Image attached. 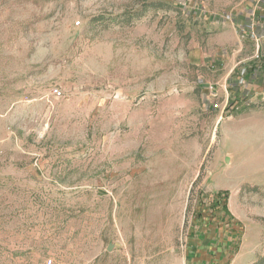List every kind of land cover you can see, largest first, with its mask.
Segmentation results:
<instances>
[{
  "label": "rangeland",
  "instance_id": "374dc122",
  "mask_svg": "<svg viewBox=\"0 0 264 264\" xmlns=\"http://www.w3.org/2000/svg\"><path fill=\"white\" fill-rule=\"evenodd\" d=\"M195 214L264 264V0H0V264H182Z\"/></svg>",
  "mask_w": 264,
  "mask_h": 264
},
{
  "label": "crops",
  "instance_id": "0c3cea01",
  "mask_svg": "<svg viewBox=\"0 0 264 264\" xmlns=\"http://www.w3.org/2000/svg\"><path fill=\"white\" fill-rule=\"evenodd\" d=\"M197 216L195 214L189 220L191 232L182 264H220L225 255L234 250L236 232L225 226H213L215 218L211 214L209 219Z\"/></svg>",
  "mask_w": 264,
  "mask_h": 264
},
{
  "label": "built area",
  "instance_id": "2783aa9c",
  "mask_svg": "<svg viewBox=\"0 0 264 264\" xmlns=\"http://www.w3.org/2000/svg\"><path fill=\"white\" fill-rule=\"evenodd\" d=\"M253 29V28H252ZM256 40L258 41L259 40V37L258 36H256ZM262 58H263V54H262V50L261 49H258L257 51H256V54H254L253 56H252V60L256 63V64H254V66H253V68H254V71H255V69L256 68H262L263 67V64L261 63V61H262ZM244 69H248V68H246V67H244ZM245 71V70H244ZM247 73H248V71H246ZM257 74H258V72L256 73V72H254L253 73V75L254 76H257ZM239 84H242V85H244V86H246V81H245V77L243 76V73H242V77L240 78V80H239ZM209 89H210V96L208 97V99L211 101V100H213V98L215 97V95H217L216 94V92H215V88H214V86L213 85H211L210 87H209ZM229 92V91H228ZM227 92V94L225 95V97H224V101H226V106H227V108L229 109V108H231V109H233L234 107H236V104H237V102L238 101H236L234 104H232L231 105V103L229 102V94L230 93H228ZM53 93L56 95V96H61L62 95V91L60 90V89H54L53 90ZM234 101H235V99L236 100H239L238 98H232ZM211 105H212V107L214 108V109H218V108H225L226 106L224 105V103H220V102H215V103H212L211 102Z\"/></svg>",
  "mask_w": 264,
  "mask_h": 264
},
{
  "label": "water",
  "instance_id": "95a60500",
  "mask_svg": "<svg viewBox=\"0 0 264 264\" xmlns=\"http://www.w3.org/2000/svg\"><path fill=\"white\" fill-rule=\"evenodd\" d=\"M225 160H226V162L228 163L229 160H230V157L227 156ZM113 248H114V245H113V244H110V245L108 246V250H109V251H111Z\"/></svg>",
  "mask_w": 264,
  "mask_h": 264
}]
</instances>
